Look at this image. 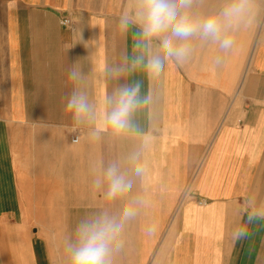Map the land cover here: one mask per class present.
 <instances>
[{"label": "crops", "instance_id": "obj_1", "mask_svg": "<svg viewBox=\"0 0 264 264\" xmlns=\"http://www.w3.org/2000/svg\"><path fill=\"white\" fill-rule=\"evenodd\" d=\"M225 3L199 0L195 10L208 14ZM133 4L0 0V264H71V227L119 215L137 199L143 203L112 264H264V220L248 224L249 238L232 240L247 224L249 200L264 209V16L251 18L249 33L248 22L231 33L228 53L196 39L188 60H166L159 78L139 69L117 79L106 73L134 55L138 29L118 27ZM73 27L83 29L87 46L72 47ZM73 64L82 73L76 85L66 74ZM136 81L152 97L133 114L136 130L93 137L110 110L105 98ZM74 88L87 94L94 122L76 124L66 111ZM113 164L132 188L107 200V184L94 181ZM26 210L32 218L58 211L46 218L63 227L61 239L28 237L19 228Z\"/></svg>", "mask_w": 264, "mask_h": 264}, {"label": "clouds", "instance_id": "obj_2", "mask_svg": "<svg viewBox=\"0 0 264 264\" xmlns=\"http://www.w3.org/2000/svg\"><path fill=\"white\" fill-rule=\"evenodd\" d=\"M199 0H134L130 9L125 10L118 27L127 33L130 26L138 31L133 35L132 51L134 55L129 61L108 69L106 75L120 78L126 73L143 69L148 78H159L166 60H174L183 64L193 52V40L212 42L220 50L228 53L234 46V36L231 34L247 22L251 13L252 0H227V3L216 12L204 14L195 10ZM74 45L85 44L82 28H71ZM85 46H87L85 44ZM217 57L216 63L221 62ZM67 79L76 85L82 79L78 66L70 65L66 69ZM142 82L121 86L112 96L105 98L110 110L103 114L102 126L96 128L92 135L99 138L101 132L109 129L114 134H124L136 130L133 114L147 106L151 95H141ZM66 111L73 114L76 124L92 123L96 119L93 105L87 94L74 88L67 99ZM135 173L141 175L144 171L139 162V155L133 153L129 157ZM107 184L104 196L113 200L126 195L132 188V182L122 174L117 165L109 166L102 176H98L94 184L101 188ZM142 199L126 204L119 215L101 214L93 220L83 222L76 233V242L68 245L71 254V264H112L113 256L123 246L121 239L125 224L137 215L136 204ZM247 214V224L235 228L232 232L233 242L249 238L251 232L248 224L264 220V209L257 208L249 200L244 209ZM155 226H149L147 232L151 235Z\"/></svg>", "mask_w": 264, "mask_h": 264}, {"label": "rangeland", "instance_id": "obj_3", "mask_svg": "<svg viewBox=\"0 0 264 264\" xmlns=\"http://www.w3.org/2000/svg\"><path fill=\"white\" fill-rule=\"evenodd\" d=\"M251 13L250 17H260L264 16V0H252L251 4ZM255 13V14H254ZM253 19V18H252ZM254 20H252L253 22ZM251 27L248 28V33L251 31ZM58 211H36L35 213H38V218H36V215L34 218H32L31 211L26 210L24 211V223L22 226H20V230L24 232L25 234L30 237L35 231H38L39 235H42L44 237L47 236V234L55 235L56 239H61V235L63 233V227L61 225H55V220L48 219L47 213H50L53 215L54 213H57ZM50 222V225H47L46 223ZM52 223V224H51ZM72 233H77L78 226L71 227ZM60 242V243H58ZM61 244V241L55 242V245ZM56 248H58L56 246Z\"/></svg>", "mask_w": 264, "mask_h": 264}, {"label": "bare ground", "instance_id": "obj_4", "mask_svg": "<svg viewBox=\"0 0 264 264\" xmlns=\"http://www.w3.org/2000/svg\"><path fill=\"white\" fill-rule=\"evenodd\" d=\"M204 14H206V13H204ZM255 14V13H254ZM252 18H253V16H252ZM251 20V17L249 16L248 18H247V22H248V28L249 27H251V25L253 24V22L252 21H250ZM246 28V27H245Z\"/></svg>", "mask_w": 264, "mask_h": 264}, {"label": "built area", "instance_id": "obj_5", "mask_svg": "<svg viewBox=\"0 0 264 264\" xmlns=\"http://www.w3.org/2000/svg\"><path fill=\"white\" fill-rule=\"evenodd\" d=\"M62 24H65V25H66V24H69V20H67V19H63V20H62Z\"/></svg>", "mask_w": 264, "mask_h": 264}]
</instances>
